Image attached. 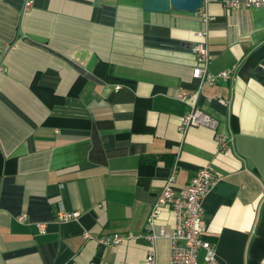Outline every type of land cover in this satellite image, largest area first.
<instances>
[{
  "label": "crops",
  "instance_id": "1",
  "mask_svg": "<svg viewBox=\"0 0 264 264\" xmlns=\"http://www.w3.org/2000/svg\"><path fill=\"white\" fill-rule=\"evenodd\" d=\"M25 1L0 0V264H143L149 249L170 264L158 229L169 232L174 214L162 207L150 225L149 211L173 169L179 189L206 164L221 176L202 200L216 264H264V84L253 76L264 69V9ZM197 41L211 72L236 64L232 79L198 90ZM181 88L215 130L179 129ZM59 209L79 216L59 222ZM148 230L153 242L97 241Z\"/></svg>",
  "mask_w": 264,
  "mask_h": 264
},
{
  "label": "built area",
  "instance_id": "2",
  "mask_svg": "<svg viewBox=\"0 0 264 264\" xmlns=\"http://www.w3.org/2000/svg\"><path fill=\"white\" fill-rule=\"evenodd\" d=\"M226 9L240 7H260L264 9V0H221ZM25 4L29 5L27 0ZM201 15L207 18L202 12ZM203 32L197 31L196 35ZM191 50L195 55L196 64L192 67L191 76L198 80V90L205 84H214L218 80L227 81L235 74L236 64L223 68L217 72L208 69L212 54L204 42L197 41L192 44ZM119 87V85H115ZM176 98L189 104V110L180 116L179 129L191 125L207 126L212 130L217 127V119L209 113L201 110L191 99V95L181 88ZM217 145L220 148H227L230 138L217 134L215 136ZM174 169L170 172L165 184L156 194L152 207L149 211L147 222L152 225L155 216L162 207H169L174 214V226L166 232L162 226L158 229V235L165 236L169 241V263L170 264H216V251L214 242L204 237L207 229V222L203 217L202 200L211 187L221 178L220 174L214 172L210 165L206 164L194 170L189 180L179 189H174ZM79 216V210L67 211L59 209L56 220L59 222L75 219ZM19 221L24 215L17 216ZM40 231H43L44 224L36 223ZM88 237L87 232H83ZM156 234L152 230L145 233L127 232L124 234L114 233L110 236H100L97 241L105 245L117 244L126 238H144L148 241L154 240ZM201 252V255L199 252ZM156 255L149 249L144 257L143 264H156Z\"/></svg>",
  "mask_w": 264,
  "mask_h": 264
},
{
  "label": "water",
  "instance_id": "3",
  "mask_svg": "<svg viewBox=\"0 0 264 264\" xmlns=\"http://www.w3.org/2000/svg\"><path fill=\"white\" fill-rule=\"evenodd\" d=\"M203 0H143V8L155 11H167L170 7L184 10H196Z\"/></svg>",
  "mask_w": 264,
  "mask_h": 264
},
{
  "label": "trees",
  "instance_id": "4",
  "mask_svg": "<svg viewBox=\"0 0 264 264\" xmlns=\"http://www.w3.org/2000/svg\"><path fill=\"white\" fill-rule=\"evenodd\" d=\"M106 73V74H105ZM103 75H105L106 78L110 79V77H108V71L105 70L103 72ZM254 78L257 79L259 82H261L262 84H264V69H259L257 72H255L253 74Z\"/></svg>",
  "mask_w": 264,
  "mask_h": 264
}]
</instances>
